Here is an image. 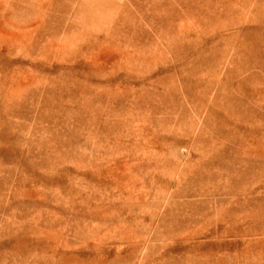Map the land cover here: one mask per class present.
Here are the masks:
<instances>
[{"label":"rangeland","instance_id":"rangeland-1","mask_svg":"<svg viewBox=\"0 0 264 264\" xmlns=\"http://www.w3.org/2000/svg\"><path fill=\"white\" fill-rule=\"evenodd\" d=\"M0 264H264V0H0Z\"/></svg>","mask_w":264,"mask_h":264}]
</instances>
